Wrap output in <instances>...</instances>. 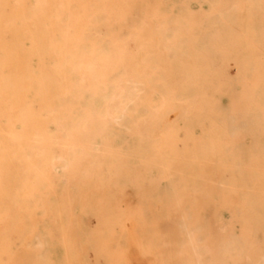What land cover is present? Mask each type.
<instances>
[{
	"label": "rangeland",
	"instance_id": "obj_1",
	"mask_svg": "<svg viewBox=\"0 0 264 264\" xmlns=\"http://www.w3.org/2000/svg\"><path fill=\"white\" fill-rule=\"evenodd\" d=\"M56 2L58 12L46 21L36 17L34 26L46 40L64 47L61 57L78 51L82 59L83 65L71 77L76 80L82 98V113L93 117L91 125L83 119L79 131L89 128L94 131L98 142L94 153H106L108 150H101L100 144L107 140L114 151L132 154L131 158L120 159L117 169L146 175L144 188L149 189L150 182L164 183L163 176L155 170L163 164L158 156L160 152L174 157L175 170H186L194 167L197 154L213 155L219 142L238 148L241 155L237 181L239 200L200 201L205 216L196 218L191 226L209 231L203 243L209 255L205 264H264V0ZM75 2L77 5L72 8ZM83 28L91 31V39L85 37ZM108 40L112 46L109 69L122 70L124 85L131 80L133 96L143 98L139 110L126 112V120L119 118L129 105L124 100L127 96L123 86L115 88L112 101L102 114L99 104L85 103L93 81L84 58L89 50L101 49ZM121 40H126L122 50L118 46ZM6 41L12 42L10 35ZM57 57L60 56L48 53L49 70L58 68V61L53 62ZM96 65L94 72L98 73L104 63L99 60ZM5 75L12 77L14 69L6 68ZM151 79V86L137 83ZM148 86L149 90H142ZM189 88L196 92L190 95L192 98L182 100ZM231 108L234 118L230 122L225 115ZM148 138L156 139V143L165 138L159 142L163 148L140 149L138 146ZM76 139L70 141L72 147ZM125 147L133 149L125 151ZM141 154L152 165L144 164ZM88 167L93 168L94 164ZM208 168L219 169L217 164H210ZM57 180L62 186L68 182L65 174ZM246 180H250L253 201L243 198ZM212 190L208 186L209 194ZM184 203L192 208L196 202ZM184 207L181 202L176 212H182ZM74 216L81 217L79 206L74 208ZM181 221L177 217L172 220L176 224L175 234L165 236L157 257L160 264H199L198 258L187 252L193 244L188 243ZM86 223L92 230L97 226L94 218ZM138 224L133 219L127 222L131 227L127 239L130 243L122 246L121 237L114 241L121 251L120 260L127 264H143V237ZM153 250L156 254L157 250ZM89 260L95 261L93 252L89 253ZM96 264L106 262L99 257ZM112 264L118 261L114 259Z\"/></svg>",
	"mask_w": 264,
	"mask_h": 264
},
{
	"label": "bare ground",
	"instance_id": "obj_2",
	"mask_svg": "<svg viewBox=\"0 0 264 264\" xmlns=\"http://www.w3.org/2000/svg\"><path fill=\"white\" fill-rule=\"evenodd\" d=\"M56 4V0H49L48 4L46 0H0V264H96L99 257L106 264H112L114 259L118 264H127L120 260L121 251L114 241L121 237L122 246L130 243V219L138 221L142 232L143 264H160L159 249L166 235L175 234L172 220L176 217L182 220L180 225L188 243L193 244L187 252L194 254L199 264H205L209 255L203 243L209 231L191 224L205 216L200 201L239 200L238 148L219 142L213 155L197 154L194 167L186 170H175L174 157L160 152L163 164L155 170L163 176L164 183L150 182L149 189L144 188L146 175L117 169L120 159L131 158L132 154L114 151L107 140H102L100 149L108 151L94 153L98 145L94 131H79L81 121L85 119L91 125L93 117L82 113V98L71 77L83 65L82 59L78 51L61 57L64 47L46 40L34 26L36 17L46 21L55 15ZM76 5L77 2L72 3L71 7ZM83 31L86 38H92L91 31ZM7 35L11 36V43H7ZM110 43L108 40L101 49L86 53L84 65L93 86L85 103L99 104L102 114L108 109L115 88L123 86L127 96L124 100L129 105L119 118L126 120V112L139 110L143 98L133 96L131 80L124 85L122 70L109 69ZM125 45L126 40H121L119 49ZM46 52L60 56L53 59L58 61V68L48 69ZM152 58L159 60L153 55ZM99 60L104 65L95 73ZM8 67L14 69L10 78L5 75ZM152 80L137 83L151 86ZM149 89L148 86L142 90ZM195 92L189 88L182 100L192 98L190 95ZM233 111L231 108L225 115L230 122ZM73 138H77L74 147L70 142ZM164 139L156 143V139L148 138L138 147L163 148L159 142ZM130 148L133 149L124 150ZM145 158L141 154L142 162L152 165ZM91 163L93 168L88 167ZM209 163L217 164L219 169L208 168ZM62 174L67 175L65 186L57 180ZM208 186L213 188L211 194ZM244 188L245 201H253L250 180H246ZM185 201L196 203L191 208ZM181 202L185 207L177 213ZM76 206L80 207L79 219L74 216ZM90 218L97 221L93 230L87 227ZM90 252L95 255L94 262L89 260Z\"/></svg>",
	"mask_w": 264,
	"mask_h": 264
}]
</instances>
